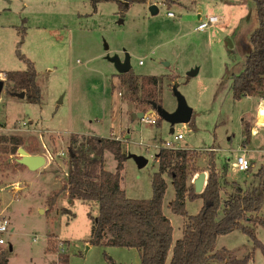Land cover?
<instances>
[{"label": "rangeland", "instance_id": "374dc122", "mask_svg": "<svg viewBox=\"0 0 264 264\" xmlns=\"http://www.w3.org/2000/svg\"><path fill=\"white\" fill-rule=\"evenodd\" d=\"M151 4L158 7L154 16L147 11ZM167 12L174 17H167ZM198 15L201 19L214 15L218 21L197 31ZM256 28L255 5L250 0H146L130 5L126 0H0V80L4 83L0 136L19 135L35 149L30 155L45 158L40 168L30 171L16 163L17 154H0V221L4 218L7 223L0 252L7 264H57L58 242L67 264H140L134 249L89 246L90 217L97 215V203L71 200L59 192L71 135L121 142L125 159L119 186L129 199L151 197V178L158 169L154 156L178 134L182 139L174 142L176 149L196 151L189 184L200 172L207 176L208 155L213 151L217 167L228 165L226 176L219 180L222 200L231 193V182L242 188L256 186L253 174L264 164V121L257 115L264 110V97L235 101L229 90L230 77L243 70L251 49L249 37ZM22 31L19 52L33 63L38 104L6 93L4 75L26 70L15 52ZM125 54L134 75L160 78L157 92L167 112L176 109L171 91L176 84L192 110L188 124L170 126L155 113L131 119L139 107L128 100L126 81L118 78L107 60L113 56L123 60ZM195 68L196 75L188 77ZM141 89L144 93L149 87L144 82ZM147 118L157 123L149 124ZM244 125L249 133L246 144H242ZM242 151L253 164L250 172L237 171L234 165ZM130 155L143 157L147 164L138 168ZM102 167L108 172L116 168L108 151L103 153ZM162 177L166 183L162 210L171 223L174 243L182 237L186 217L168 209L174 190L171 179ZM55 193L54 205L48 206ZM200 207L201 200L186 201V215H195ZM258 215L264 218V202ZM254 234L264 246V227H254ZM221 248L242 258L252 251V244L234 231L217 238L215 250ZM249 264H264L260 249L252 251Z\"/></svg>", "mask_w": 264, "mask_h": 264}, {"label": "trees", "instance_id": "16d2710c", "mask_svg": "<svg viewBox=\"0 0 264 264\" xmlns=\"http://www.w3.org/2000/svg\"><path fill=\"white\" fill-rule=\"evenodd\" d=\"M250 1L255 5L257 28L249 37L251 49L245 57L243 70L230 77L229 90L235 101L262 95L264 88V0ZM126 2L129 5L144 4L146 0ZM23 34V31L19 33L15 52L17 58L26 65V70L7 72L4 75L6 93L16 96L23 92L28 103L38 104L40 90L35 83L33 63L19 52ZM117 76L126 81L127 98L137 104L138 112L146 114L154 107L161 106L157 92L160 78L136 76L131 69ZM144 82L149 89L140 93L141 83ZM243 133L245 137L242 144H246L249 135L246 125ZM25 142L19 135H1L0 154H17L19 148L30 154L36 153ZM67 149V172L59 192H65L71 200L92 201L98 206L97 215L89 216L92 220L87 241L89 246L134 249L140 264H249L255 249H260L264 257V246L254 234V227H264V218L258 215L264 202V164L253 174L256 186L242 188L238 183L231 182L232 191L222 200L219 180L226 176L228 165L224 163L222 167H217L213 151L208 155L204 190L194 194L189 176L196 151L160 147L154 156L158 169L151 178V197L147 200H133L127 198L119 186L125 159L120 141L93 135H71ZM105 151L110 152L116 161L114 172H108L102 167ZM252 166L250 163L246 172H250ZM164 174L171 179L174 190V198L168 204V209L173 214L186 217L182 237L174 243L171 223L162 212V199L166 190L162 177ZM56 197L57 193L52 195L47 201L48 206L54 205ZM194 200H201V207L195 215L187 216L185 202ZM234 231L246 235L252 244V251L242 258H236L226 248L215 250L217 238ZM49 243L47 239V245ZM56 254L57 264L68 263L66 253L57 251ZM0 264H7L4 252H0Z\"/></svg>", "mask_w": 264, "mask_h": 264}, {"label": "water", "instance_id": "95a60500", "mask_svg": "<svg viewBox=\"0 0 264 264\" xmlns=\"http://www.w3.org/2000/svg\"><path fill=\"white\" fill-rule=\"evenodd\" d=\"M125 9L127 8V4L124 3ZM147 11L151 16H154L158 13V7L155 4H151L147 7ZM110 63L114 65L116 73L118 75L126 74L130 71L129 64V56L127 54L124 55L123 60H120L117 56H113L107 59ZM197 73V68L192 69L187 73L188 77L194 76ZM4 88V83L0 80V94ZM172 94L176 100V109L173 112L165 111L161 106L154 107L149 110L147 114L155 113L160 120H163L169 123L170 126L174 124H188L192 117V110L189 108L183 98V96L177 91L176 84L171 87ZM18 98L23 99L24 93L16 94ZM145 114L142 112L132 113V120H142ZM173 132L172 129L169 131ZM18 159H16V163L20 166L27 168L30 171H34L40 168L44 164V158L40 155H30L23 148H19L17 150ZM130 158L133 159L136 166L138 168L144 167L147 164V160L141 156L130 155ZM206 174L204 172H200L196 175V177L192 181L194 194H200L203 192L205 183H206ZM11 248H9L10 250Z\"/></svg>", "mask_w": 264, "mask_h": 264}, {"label": "built area", "instance_id": "2783aa9c", "mask_svg": "<svg viewBox=\"0 0 264 264\" xmlns=\"http://www.w3.org/2000/svg\"><path fill=\"white\" fill-rule=\"evenodd\" d=\"M166 16L169 18L174 17L172 12H167ZM198 21H199V23H198L197 27L195 28V30L203 31L206 28H208L209 25L216 23L218 21V19L214 15L205 16L204 19H201L200 16L198 15ZM262 97H264V92L262 94ZM146 122L149 124H155V120L151 119V118H147ZM251 132L254 133L253 131H251ZM181 139H182V136L180 134L173 137L174 142H177ZM174 142L169 141V142L164 143L163 148L168 149V150H176V146H175ZM245 154H246V151H242V155L235 158V164L234 165H235L237 171L244 172L248 169V167L250 165V163L245 158L246 157ZM60 155H63V154L61 153ZM6 227H7V223L4 220V218H2V220L0 221V245L4 244V241L1 238V235L6 232ZM57 245L59 246V252H63L64 248L62 247V242H58Z\"/></svg>", "mask_w": 264, "mask_h": 264}, {"label": "crops", "instance_id": "0c3cea01", "mask_svg": "<svg viewBox=\"0 0 264 264\" xmlns=\"http://www.w3.org/2000/svg\"><path fill=\"white\" fill-rule=\"evenodd\" d=\"M260 110H263V109H259L258 111H257V115H258V113L260 114ZM264 111V110H263ZM260 115H262L263 116V120L261 121V122H263L264 121V113L263 114H260ZM258 119V118H257ZM259 121V120H258ZM29 154V153H28ZM42 157H43V155H41ZM44 158V157H43ZM44 162H45V158H44ZM4 210V208L2 209V211ZM162 212H163V214H164V211L162 210Z\"/></svg>", "mask_w": 264, "mask_h": 264}, {"label": "bare ground", "instance_id": "6f19581e", "mask_svg": "<svg viewBox=\"0 0 264 264\" xmlns=\"http://www.w3.org/2000/svg\"><path fill=\"white\" fill-rule=\"evenodd\" d=\"M263 113V110H260V114H262Z\"/></svg>", "mask_w": 264, "mask_h": 264}, {"label": "flooded vegetation", "instance_id": "af4514ba", "mask_svg": "<svg viewBox=\"0 0 264 264\" xmlns=\"http://www.w3.org/2000/svg\"><path fill=\"white\" fill-rule=\"evenodd\" d=\"M156 122V121H155Z\"/></svg>", "mask_w": 264, "mask_h": 264}]
</instances>
